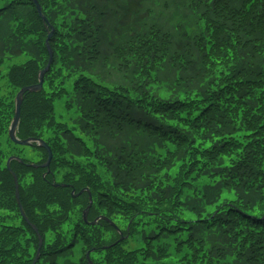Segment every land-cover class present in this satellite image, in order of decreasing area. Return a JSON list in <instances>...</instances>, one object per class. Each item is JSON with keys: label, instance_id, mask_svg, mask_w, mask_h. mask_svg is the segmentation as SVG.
Here are the masks:
<instances>
[{"label": "trees", "instance_id": "obj_1", "mask_svg": "<svg viewBox=\"0 0 264 264\" xmlns=\"http://www.w3.org/2000/svg\"><path fill=\"white\" fill-rule=\"evenodd\" d=\"M37 1L46 23L29 0L0 2V264L38 247L11 156L36 264H264V0H188L196 35L148 28L147 0ZM51 29L17 130L50 149L47 171L44 149L25 160L7 133ZM54 183L87 189V220L127 238L85 225L88 194Z\"/></svg>", "mask_w": 264, "mask_h": 264}, {"label": "water", "instance_id": "obj_2", "mask_svg": "<svg viewBox=\"0 0 264 264\" xmlns=\"http://www.w3.org/2000/svg\"><path fill=\"white\" fill-rule=\"evenodd\" d=\"M30 2H32V4L34 5L36 13L39 16V18L43 22L46 23V18L42 15L41 7L38 4L37 0H30ZM51 36H52V30L50 32H48L47 39L45 41V48H46V51H47V54H48L47 64L44 67V69H42L38 73L37 83L35 85L28 86V87H23L16 94L15 99H14V116L12 118V121H11L9 129H8V138L13 144L18 145V146H23V147H29V146H32L33 144H37L40 148L46 150V152H47V160L40 167L42 169H46L47 171L49 170V164H50V161H51V158H52V153L49 150V148L46 146V144L43 141L38 140V139L18 140L17 137H16V133H17V129H18L19 121H20V108H21V105H22V102H23L24 95L26 93H38V92L41 91L44 75L49 71V68L51 66L53 54H52V51H51L50 46L48 44V40L50 39ZM12 160H16V161H18L20 163H21V160H19L18 158H14V157L9 158L7 160V162H6V168H7L8 172L11 174L12 179H13V183H14V198H15L16 204H17L18 209H19V214H20L21 218L26 222V224H28L31 227L33 232L38 237V248H37V251H36V255H35L32 263H31V264H35L37 262V260L39 259V254H40V250H41V247H42V239L40 238L36 228L34 226L30 225V223L28 222L27 218L24 215L22 207L20 205L17 178L14 175V173L11 171L10 165H9ZM29 166L34 168V169L37 168V166H35V165H29ZM53 186L55 188L64 187L63 185H58V184H54ZM73 192L74 191H72V193ZM90 206H91V198L89 197V205L87 206L85 211H83V213H82V219H83L84 223H88L87 222V213H88V210H89ZM90 224L91 225L96 224V220L94 222L90 223ZM86 260H87L88 264H92L89 261V259H88V253L86 254Z\"/></svg>", "mask_w": 264, "mask_h": 264}, {"label": "rangeland", "instance_id": "obj_3", "mask_svg": "<svg viewBox=\"0 0 264 264\" xmlns=\"http://www.w3.org/2000/svg\"><path fill=\"white\" fill-rule=\"evenodd\" d=\"M145 9L149 16L147 27L158 29L161 34L166 31L168 35H175V28L177 27L191 31L192 35H196L201 31L197 15H194L188 7V0H147ZM21 61L22 59L14 60L15 63ZM64 100L62 98L54 104L55 117L58 121L63 120L66 116ZM18 155L28 161L35 159L27 147ZM0 215H3V213L0 212ZM132 245L130 244V246ZM74 255V258L78 257L76 253Z\"/></svg>", "mask_w": 264, "mask_h": 264}]
</instances>
